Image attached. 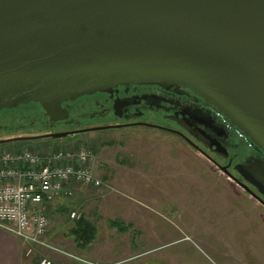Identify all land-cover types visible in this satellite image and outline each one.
<instances>
[{
  "label": "water",
  "instance_id": "95a60500",
  "mask_svg": "<svg viewBox=\"0 0 264 264\" xmlns=\"http://www.w3.org/2000/svg\"><path fill=\"white\" fill-rule=\"evenodd\" d=\"M130 85L189 90L264 154V0H0V111Z\"/></svg>",
  "mask_w": 264,
  "mask_h": 264
},
{
  "label": "rangeland",
  "instance_id": "374dc122",
  "mask_svg": "<svg viewBox=\"0 0 264 264\" xmlns=\"http://www.w3.org/2000/svg\"><path fill=\"white\" fill-rule=\"evenodd\" d=\"M74 141L57 142V147L91 150L104 188L71 184V196L61 194V203L47 211L44 239L50 249L35 247L28 257L23 246V264H37L41 255L54 264H264V211L177 139L137 129ZM40 143L3 144L0 153L35 151ZM72 212L97 229L87 253L76 249L70 235L76 221ZM114 220L132 229L120 234L107 223ZM125 244L132 246L131 256L124 255Z\"/></svg>",
  "mask_w": 264,
  "mask_h": 264
},
{
  "label": "flooded vegetation",
  "instance_id": "af4514ba",
  "mask_svg": "<svg viewBox=\"0 0 264 264\" xmlns=\"http://www.w3.org/2000/svg\"><path fill=\"white\" fill-rule=\"evenodd\" d=\"M61 110L52 120L38 104L2 110L0 140L41 138L91 129L101 130L77 134L73 141L79 136L107 131H155L180 141L192 157L200 158L210 171L217 169L264 211V154L189 90H165L152 85L118 86L110 93L63 102ZM66 139L70 137L26 142H41L34 147L42 149L57 146V142ZM99 139L105 140L102 136Z\"/></svg>",
  "mask_w": 264,
  "mask_h": 264
},
{
  "label": "built area",
  "instance_id": "2783aa9c",
  "mask_svg": "<svg viewBox=\"0 0 264 264\" xmlns=\"http://www.w3.org/2000/svg\"><path fill=\"white\" fill-rule=\"evenodd\" d=\"M70 183L99 189L102 180L94 168V155L83 147L46 148L0 153V229L21 239L30 256L35 247L50 249L45 241L48 220L44 205ZM78 220L79 214L71 213ZM38 264H53L41 257Z\"/></svg>",
  "mask_w": 264,
  "mask_h": 264
},
{
  "label": "crops",
  "instance_id": "0c3cea01",
  "mask_svg": "<svg viewBox=\"0 0 264 264\" xmlns=\"http://www.w3.org/2000/svg\"><path fill=\"white\" fill-rule=\"evenodd\" d=\"M62 196L54 198L52 201L45 203V216L47 217V211L51 208L58 206L61 203ZM23 243L13 234L0 229V264H23L21 251L23 248ZM124 249V250H123ZM123 251L127 252L124 255L131 256L130 250L132 246L130 244L124 245ZM87 253V252H86ZM85 253V254H86ZM113 254H117L116 250H112ZM52 256V255H50ZM54 259H60L61 257L53 254ZM57 261V260H56ZM58 263L65 264L64 262L58 261Z\"/></svg>",
  "mask_w": 264,
  "mask_h": 264
},
{
  "label": "trees",
  "instance_id": "16d2710c",
  "mask_svg": "<svg viewBox=\"0 0 264 264\" xmlns=\"http://www.w3.org/2000/svg\"><path fill=\"white\" fill-rule=\"evenodd\" d=\"M111 229L116 230L120 234L130 231L131 225H125L118 220L107 222ZM70 235L77 250L86 252L88 248L96 241L97 229L85 216H81L74 222V226L70 229ZM32 264H34L32 262Z\"/></svg>",
  "mask_w": 264,
  "mask_h": 264
}]
</instances>
